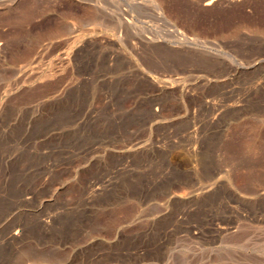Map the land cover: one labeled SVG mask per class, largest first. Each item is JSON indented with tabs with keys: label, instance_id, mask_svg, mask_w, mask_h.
<instances>
[{
	"label": "rangeland",
	"instance_id": "374dc122",
	"mask_svg": "<svg viewBox=\"0 0 264 264\" xmlns=\"http://www.w3.org/2000/svg\"><path fill=\"white\" fill-rule=\"evenodd\" d=\"M0 264H264V0H0Z\"/></svg>",
	"mask_w": 264,
	"mask_h": 264
},
{
	"label": "bare ground",
	"instance_id": "6f19581e",
	"mask_svg": "<svg viewBox=\"0 0 264 264\" xmlns=\"http://www.w3.org/2000/svg\"><path fill=\"white\" fill-rule=\"evenodd\" d=\"M230 228H228V227H221L220 228V230L222 231V232H226L227 230H229ZM232 229V228H231ZM19 235V234H18ZM13 236V235H12ZM114 260V262H118V261H120V258L118 257V258H114L113 259Z\"/></svg>",
	"mask_w": 264,
	"mask_h": 264
}]
</instances>
